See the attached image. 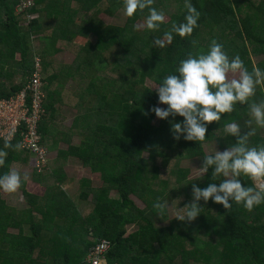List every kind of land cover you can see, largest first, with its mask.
Here are the masks:
<instances>
[{"label": "trees", "instance_id": "trees-1", "mask_svg": "<svg viewBox=\"0 0 264 264\" xmlns=\"http://www.w3.org/2000/svg\"><path fill=\"white\" fill-rule=\"evenodd\" d=\"M33 1L17 13L19 0H0V97L19 90L39 71L44 111L38 127L42 143L55 148L57 157L42 172L33 170V183L41 192L22 180L25 206H10L0 189V264H88L89 248L100 238L111 242L106 264H264V203L249 211L242 204L225 209L201 200L203 209L194 221L174 217L178 207L192 200V183L206 187L223 178L213 181L211 169L188 178L180 159L199 157L203 162L214 154L205 152L207 141L220 149L230 147L235 138L225 133L224 125L233 120L244 131L255 130L250 146L264 144V130L257 129L248 103L237 102L231 113L212 122L202 142L174 140L173 118L159 119L149 111L158 104L155 89L163 77L189 53L207 51L213 39L229 57L239 55L249 71L264 68V0H190L199 12L197 27L184 36L173 33L170 42L166 33L185 22L189 0H153L151 7L167 16L156 29L146 26L147 8L126 15L122 24L100 19L101 12L114 15L123 8L124 0ZM28 13L36 15L28 21ZM138 20L145 22L141 29ZM76 37L86 40L80 43ZM63 49L73 53L72 60L55 63L53 56ZM147 78L154 87L145 83ZM250 101H264V83ZM62 104L75 108L70 125L57 122V105ZM60 141L65 149L58 147ZM68 156L99 173V189L91 188L90 178L80 177L76 192L66 191L63 164ZM0 159V175L13 165L34 164L17 139H0ZM244 179L256 188L252 179ZM131 195L144 206H137ZM157 197L170 205L163 216L153 208ZM131 225L136 229L128 231Z\"/></svg>", "mask_w": 264, "mask_h": 264}, {"label": "clouds", "instance_id": "clouds-1", "mask_svg": "<svg viewBox=\"0 0 264 264\" xmlns=\"http://www.w3.org/2000/svg\"><path fill=\"white\" fill-rule=\"evenodd\" d=\"M152 3L153 0H124L123 7L129 17L147 8L146 26L156 29L164 20V13L151 7ZM187 9L185 22L174 24L172 30L166 33L169 42L173 33L184 36L197 27L199 12L190 0ZM156 45L161 46V42L157 40ZM230 73L238 74V77L230 79ZM261 83H264V68L254 66L249 71L239 55L229 57L223 44L213 39L207 51L195 55L189 53L179 61L173 73L163 77L162 83L155 89L158 104L149 111L159 119L173 118L170 131L176 141H205L209 125L220 121L222 114L231 113L237 102L248 103L255 123L264 127V101H250ZM177 116L183 119L176 120ZM224 131L234 137L235 142L230 147L204 156L199 167L202 175L211 169L213 181L223 178L219 183H208L206 187L192 183V200L178 207L174 216L178 220L194 221L203 209L199 203L201 200L205 203L211 200L225 209L231 208L233 203L242 204L249 211L264 203V144L250 146L249 137L255 130L244 131L235 120L225 124ZM0 164H3L2 159ZM244 177L258 181V186L245 185ZM21 184L18 171L11 170L0 175V189L5 192H15ZM153 208L158 210L159 216L165 215L170 208L168 199L157 197Z\"/></svg>", "mask_w": 264, "mask_h": 264}, {"label": "built area", "instance_id": "built-area-1", "mask_svg": "<svg viewBox=\"0 0 264 264\" xmlns=\"http://www.w3.org/2000/svg\"><path fill=\"white\" fill-rule=\"evenodd\" d=\"M33 5V0H19L16 12L26 11ZM35 15L28 13V21ZM35 64L36 67H40L38 56L35 57ZM42 96L41 75L37 70L27 78L19 90L8 97H0V139L4 141L17 139L20 148L31 154L34 164L30 165L38 172L47 168L49 158V150L42 143L38 127L44 111ZM110 247V240L100 238L90 246L85 261L88 264H106V252Z\"/></svg>", "mask_w": 264, "mask_h": 264}, {"label": "rangeland", "instance_id": "rangeland-1", "mask_svg": "<svg viewBox=\"0 0 264 264\" xmlns=\"http://www.w3.org/2000/svg\"><path fill=\"white\" fill-rule=\"evenodd\" d=\"M177 3L175 2V5ZM100 19L105 22V23H112V24H122L125 20V11H124V7L121 8L120 10H118L117 12H115L114 15H108L106 13L101 12L99 15ZM164 19H167V16L164 17ZM137 25L139 27V29H141L142 27L145 26V22L143 20H138L137 21ZM89 38L91 40L95 39L94 35H90ZM76 41L82 43L86 40V38L84 37H76L75 38ZM33 44L35 47L38 46V41L35 40L33 41ZM73 58V53L67 49H63L62 51H60L59 53L55 54L53 56V61L55 63H67L70 62ZM253 61H257L259 60V57L257 56H252ZM234 77H238V74H229V78H234ZM145 83L149 86H155V84L153 83L152 80L150 79H146ZM163 107V105H160ZM72 111L68 112V115H71ZM70 117V116H69ZM254 119V118H253ZM255 123V120H254ZM256 124V123H255ZM257 125V124H256ZM257 129L259 130H264V127L262 126H258L257 125ZM79 140V137L75 136L73 137V141L74 143H77ZM204 146V150L206 153H214L217 149L218 150H223L220 149L218 147V145L216 144V142L214 141H207L203 143ZM61 147L66 148V144L61 145ZM49 154V158H48V162H51V164H53L54 160L56 159V155L54 156L53 154H50V151L48 152ZM53 155V156H52ZM147 153H143V156L146 157ZM55 164V162H54ZM49 165V164H48ZM179 165L183 168H187L188 171V178H196L199 177L200 175H202L200 173L199 167L202 165L201 159L199 157H194V158H182L180 159ZM48 168V166H47ZM64 169H65V173L69 176V183L68 186L66 187V190L69 194H73L76 192V190L78 189V181L79 178L84 176V177H91V188L94 190H97L100 188L101 184H102V179L99 175V173H94L91 172L90 169L88 167L85 166H81V162L80 160H78V158L76 157H68L65 165H64ZM83 170V172H80V170ZM11 170H15L18 171L21 175V180H25L27 182H29V185L31 186V188H37L36 191L41 192L42 191V187H38L37 185H35L33 183V176H34V171L31 167L30 164L27 165H13ZM10 170V171H11ZM44 170V169H43ZM43 170H41L40 172H42ZM88 173L90 174V176L88 175ZM45 182H49V180H46ZM255 186H258V181H254ZM111 196H115L116 192L114 190H111L109 193ZM2 197L6 200V202L10 205V206H14L17 208H21L23 206L26 205V202L24 201L21 193H20V189H18L15 192H5L3 191ZM132 200L134 201V203L139 206V207H143L144 203L142 202V200L138 199L136 196L131 195ZM170 213L173 214L172 211H170ZM171 214V216H172ZM160 223H166L167 221H159ZM133 229H136V226H128V231H131ZM10 232H17V229L15 228H9L8 229Z\"/></svg>", "mask_w": 264, "mask_h": 264}, {"label": "crops", "instance_id": "crops-1", "mask_svg": "<svg viewBox=\"0 0 264 264\" xmlns=\"http://www.w3.org/2000/svg\"><path fill=\"white\" fill-rule=\"evenodd\" d=\"M70 81V80H69ZM68 84V83H67ZM67 87H69V84L67 85ZM70 111H72V114L71 115H68V112H70ZM56 113H57V116H58V118H57V122L59 123H61V124H64V125H70L71 124V122L73 121V119H74V115H75V108L74 107H72L71 105H69V104H62V105H57V111H56ZM70 116V117H69ZM63 144H66L65 142H63V141H60L59 143H58V147H60V148H63V147H61V145H63ZM66 146H67V144H66ZM48 149V148H47ZM63 149H65V148H63ZM49 151H50V154H53L54 156L56 155V157H57V150L55 149V148H53V149H48ZM52 155V156H53ZM68 157H72V156H68ZM67 157V158H68ZM74 157V156H73ZM67 160V159H66ZM66 160H65V162H66ZM79 160V159H78ZM50 162V161H49ZM27 165V164H26ZM64 165H65V163L63 164V167H64ZM81 166L83 167V165L81 164ZM65 170V169H64ZM80 172H83V170L81 169L80 170ZM88 175L90 176V174L88 173ZM66 176L68 177V179H69V176L66 174ZM82 177H84V176H82ZM89 178V177H88ZM90 179H91V177H90ZM67 191V190H66Z\"/></svg>", "mask_w": 264, "mask_h": 264}]
</instances>
